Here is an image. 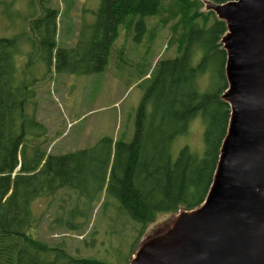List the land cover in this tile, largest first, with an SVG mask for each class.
<instances>
[{
	"label": "trees",
	"instance_id": "obj_1",
	"mask_svg": "<svg viewBox=\"0 0 264 264\" xmlns=\"http://www.w3.org/2000/svg\"><path fill=\"white\" fill-rule=\"evenodd\" d=\"M173 1L180 3L188 22L183 45L178 56L158 60L150 73V70L142 73L144 93L136 112L134 137L128 144L113 146L111 140L102 139L91 150L62 156L46 155L36 146L31 156L30 146L23 141L27 123L19 125L21 118L26 120L22 107L19 108L15 99L6 97L11 85H15V65L11 60L18 44L0 41V264H106L94 259H74L60 247L40 241L35 234L40 219L31 208L38 199L52 197L60 188L77 181L85 157L98 148L101 188L109 174L107 191L142 229L153 224L158 216L193 210L203 203L230 115L228 105L221 99L226 80L225 52L219 39L225 33V25L216 17L209 25V17L214 14L207 11L200 27L198 20L203 16L198 13L197 2ZM201 1L221 4L234 0ZM161 3L162 0H101L94 23H83L75 46L69 49L62 42L56 46L59 13L46 9L37 23L49 38L42 37L40 46L48 50L50 61L55 52L56 72H102L118 38L119 27L129 17L134 20L138 17L135 30L139 35L144 34V19L155 16ZM197 44L202 58L192 66ZM215 60L220 61L217 87L200 92L197 81L209 73ZM197 118L204 124L203 155L199 157L184 147L173 160L172 144L188 133L190 122ZM30 123L45 133L34 117ZM170 226L157 229L155 235Z\"/></svg>",
	"mask_w": 264,
	"mask_h": 264
},
{
	"label": "rangeland",
	"instance_id": "obj_2",
	"mask_svg": "<svg viewBox=\"0 0 264 264\" xmlns=\"http://www.w3.org/2000/svg\"><path fill=\"white\" fill-rule=\"evenodd\" d=\"M22 1L16 0L15 5L8 7L0 3V41L18 42L11 60L15 65V85H11L6 97L15 99L22 107L26 120L21 118L19 125L27 123L23 141L30 146L28 153L32 156L38 146L46 155L62 156L91 150L102 139L111 140L113 146L130 143L144 93L142 73H150L158 60L178 56L183 45L188 22L180 3L162 0L159 12L144 19L146 30L142 35L135 30L138 17H129L119 27L104 70L80 74L55 71V52L50 61L48 50L40 46L42 37L48 40L49 34L37 23L38 30L32 37L25 26V18L31 12ZM191 2L199 5L198 13L203 17L198 24L202 27L208 14L204 1ZM100 5L101 0H39L35 18L40 19L46 9L57 10L54 40L57 47L62 42L69 49L75 46L83 23H94ZM213 17H209V25ZM8 50L12 53V49ZM193 51L191 64L195 66L202 58L199 44ZM219 67L220 61L215 60L209 73L198 79L200 92L216 89ZM32 117L45 128L44 134L32 126ZM203 133V122L198 118L191 121L188 133L172 144V159L184 147L201 157L205 151ZM82 164L77 181L60 188L52 197L38 199L31 207L33 215L40 219L35 231L37 238L51 247H60L74 259L128 264L131 253L134 255L144 241L156 236L157 229L169 227L183 212L158 216L153 224L142 229L107 191L109 174L101 188L99 148L88 153ZM75 225L77 228H72Z\"/></svg>",
	"mask_w": 264,
	"mask_h": 264
},
{
	"label": "water",
	"instance_id": "obj_3",
	"mask_svg": "<svg viewBox=\"0 0 264 264\" xmlns=\"http://www.w3.org/2000/svg\"><path fill=\"white\" fill-rule=\"evenodd\" d=\"M204 4L225 25L221 99L230 111L212 183L129 264H264V0Z\"/></svg>",
	"mask_w": 264,
	"mask_h": 264
},
{
	"label": "flooded vegetation",
	"instance_id": "obj_4",
	"mask_svg": "<svg viewBox=\"0 0 264 264\" xmlns=\"http://www.w3.org/2000/svg\"><path fill=\"white\" fill-rule=\"evenodd\" d=\"M15 1L16 0H0V3H3V5L5 4L6 7H8V5H15ZM22 2H24L25 4L24 6L27 9V11L30 10L31 12V15H27L25 18L26 20L25 26L27 30H31L32 37H34L36 30V23L38 21V18L35 17L38 15L39 0H23ZM11 41H15V43L18 44L16 40H11Z\"/></svg>",
	"mask_w": 264,
	"mask_h": 264
},
{
	"label": "bare ground",
	"instance_id": "obj_5",
	"mask_svg": "<svg viewBox=\"0 0 264 264\" xmlns=\"http://www.w3.org/2000/svg\"><path fill=\"white\" fill-rule=\"evenodd\" d=\"M71 188V187H70ZM83 197V196H82ZM78 205V204H77ZM77 211V210H76ZM85 214V213H84ZM80 217V216H79ZM81 225V224H80Z\"/></svg>",
	"mask_w": 264,
	"mask_h": 264
}]
</instances>
